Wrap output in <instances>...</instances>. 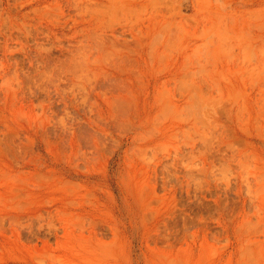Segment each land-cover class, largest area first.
<instances>
[{
  "label": "rangeland",
  "instance_id": "374dc122",
  "mask_svg": "<svg viewBox=\"0 0 264 264\" xmlns=\"http://www.w3.org/2000/svg\"><path fill=\"white\" fill-rule=\"evenodd\" d=\"M0 264H264V0H0Z\"/></svg>",
  "mask_w": 264,
  "mask_h": 264
}]
</instances>
